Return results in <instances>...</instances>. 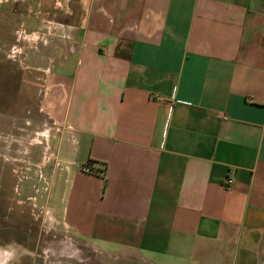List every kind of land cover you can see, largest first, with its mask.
<instances>
[{"label":"crops","instance_id":"obj_1","mask_svg":"<svg viewBox=\"0 0 264 264\" xmlns=\"http://www.w3.org/2000/svg\"><path fill=\"white\" fill-rule=\"evenodd\" d=\"M6 1L51 36L14 190L121 264H264V0Z\"/></svg>","mask_w":264,"mask_h":264},{"label":"rangeland","instance_id":"obj_2","mask_svg":"<svg viewBox=\"0 0 264 264\" xmlns=\"http://www.w3.org/2000/svg\"><path fill=\"white\" fill-rule=\"evenodd\" d=\"M7 3L0 0V250L10 254L5 264L138 262L134 255L126 261L118 254L108 255L95 250L89 241L73 237L57 223L47 221L44 207L14 190L25 185L31 174L7 173L10 165L8 154L3 150L7 146L5 136L15 131L26 137L27 146L33 140L29 123L34 118L35 121L41 118L37 115L44 72L38 65L29 64L26 58L29 51L47 44L51 36L30 32L25 24L29 14L14 15L13 11H8ZM23 6L20 5L21 12ZM32 157L38 159V154Z\"/></svg>","mask_w":264,"mask_h":264},{"label":"bare ground","instance_id":"obj_3","mask_svg":"<svg viewBox=\"0 0 264 264\" xmlns=\"http://www.w3.org/2000/svg\"><path fill=\"white\" fill-rule=\"evenodd\" d=\"M9 257L10 254L7 251L0 250V264H5Z\"/></svg>","mask_w":264,"mask_h":264},{"label":"built area","instance_id":"obj_4","mask_svg":"<svg viewBox=\"0 0 264 264\" xmlns=\"http://www.w3.org/2000/svg\"><path fill=\"white\" fill-rule=\"evenodd\" d=\"M83 169L86 170V171H90V169L88 167H86V166L83 167ZM225 182H226V184H231L233 182V180L232 179H227Z\"/></svg>","mask_w":264,"mask_h":264}]
</instances>
